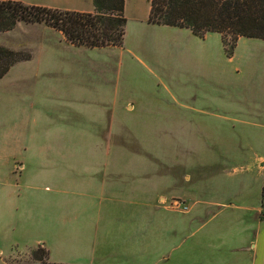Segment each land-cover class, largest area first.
<instances>
[{
  "label": "crops",
  "instance_id": "1",
  "mask_svg": "<svg viewBox=\"0 0 264 264\" xmlns=\"http://www.w3.org/2000/svg\"><path fill=\"white\" fill-rule=\"evenodd\" d=\"M18 1L62 10L95 11L94 5L80 9L78 0ZM20 24L2 32L0 39ZM32 26L43 32L55 30L60 37L58 41L43 36L34 43L25 40L20 46L8 45L15 50L27 47L32 57L14 64L6 74L23 81L27 101L10 109L7 122L0 123V239L8 240L17 233L35 243L23 252L11 249L7 255L0 249V264H17V254L38 247L46 248L49 258L46 263L34 264H264V187L262 198L255 201L250 188L227 194L230 188L223 190L211 183L216 173L205 174L200 197L193 201L196 212L188 218H144L139 201L121 202L108 197L123 175L126 182L127 178H142L143 172H78L83 180L61 184L56 171L62 168L33 165L36 153L30 149L32 142L35 145L41 141L45 147L40 154L55 162L61 157L72 160L74 152L70 149L64 154L63 144H85L98 161L96 170L105 167V153L110 154L111 145L129 148L112 140L126 138L128 124L120 121L115 126L118 109L108 91L90 79L71 77L66 83L62 79L70 75L58 61L63 49L84 47L67 42L61 31L46 24ZM210 33L218 32H208L204 37L194 35L204 39ZM218 34L225 50L222 35ZM226 62L219 67L222 75L245 80L234 82L216 96L211 112L216 131L209 147L215 158L222 154L235 160L241 156L237 145H253L251 169L264 161V39L240 37ZM16 158L24 160L20 172L12 163ZM69 168L77 170L74 163ZM25 171L48 172L45 177L50 184L23 187ZM12 175H18L15 183ZM239 193L243 194L241 199L236 197ZM73 194L85 199L64 200V195ZM179 200L173 206L188 211L185 201ZM177 201L181 205L176 206Z\"/></svg>",
  "mask_w": 264,
  "mask_h": 264
},
{
  "label": "rangeland",
  "instance_id": "2",
  "mask_svg": "<svg viewBox=\"0 0 264 264\" xmlns=\"http://www.w3.org/2000/svg\"><path fill=\"white\" fill-rule=\"evenodd\" d=\"M149 1L126 0L128 21L122 47L64 48L61 59H58L66 68L65 72L72 75L62 77L65 83L70 82L71 77L90 79L97 87L103 86L108 91L110 99L117 104L115 126L120 121L128 124L126 138L112 140L124 143L129 150L111 145L110 154L105 153V167L96 170L98 161L88 153L87 145L63 144L64 154L70 149L74 152L72 160L61 157L55 162L53 158L40 154L45 146L38 141L35 145L30 144V149L36 153L33 165L62 168L56 171L61 184L83 180L78 172H143L142 178L131 177L126 182L123 175L120 184L108 193V197L121 202L139 201L144 218H188L196 212L193 201L200 197L205 174L216 173L211 183L223 190L230 188L227 194L250 188L252 198L260 200L264 187V161L258 164L259 167L249 169L254 146L237 145L241 156L236 155L239 157L235 160L223 158L222 154L215 158L211 155L213 148L209 147V140L214 138L216 131L211 114L216 96L234 82L245 79L235 81L239 77L222 75L219 71V67L227 63V55L218 33H210L203 39L187 28L149 24ZM76 3L80 9L93 5L92 0H78ZM19 23L16 31L0 39V45H7V48L20 46L25 40L34 43L43 36L59 40V32L53 29L52 32H43L32 26L36 23ZM16 51L30 52V49L23 47ZM23 89V81L13 76L0 79V123L7 122L10 109L25 105L27 98ZM245 104L252 107L248 102ZM64 117L73 120L71 116ZM2 130L0 128V133ZM0 138H3L1 134ZM206 161H217L218 164L206 165ZM23 162L20 158L12 161L16 172H20ZM71 163L77 170H70ZM1 168L11 169L9 166ZM216 170L221 172H214ZM46 173L25 171L21 184L23 187L50 184ZM17 176H11L13 183ZM242 195L239 193L237 199ZM63 198L66 201L85 199L78 194L64 195ZM176 199L185 201L189 210L174 207ZM196 215L198 219L199 214ZM12 237L0 239L4 255L11 249L26 251L27 246L35 243L17 233ZM14 260L17 264H34L36 261L33 250L17 254Z\"/></svg>",
  "mask_w": 264,
  "mask_h": 264
},
{
  "label": "trees",
  "instance_id": "3",
  "mask_svg": "<svg viewBox=\"0 0 264 264\" xmlns=\"http://www.w3.org/2000/svg\"><path fill=\"white\" fill-rule=\"evenodd\" d=\"M94 12L62 10L29 5L18 0H0V34L18 22L45 23L61 31L67 42L87 48L122 47L126 33V0H92ZM148 23L187 28L204 37L222 35L225 51L232 56L240 37L264 39V0H150ZM227 36L230 37L229 42ZM32 57L0 45V78L10 68ZM41 252V253H40ZM36 261L46 263L49 252L33 250Z\"/></svg>",
  "mask_w": 264,
  "mask_h": 264
},
{
  "label": "built area",
  "instance_id": "4",
  "mask_svg": "<svg viewBox=\"0 0 264 264\" xmlns=\"http://www.w3.org/2000/svg\"><path fill=\"white\" fill-rule=\"evenodd\" d=\"M179 205H181V202H178V201H177V202H176V206H179Z\"/></svg>",
  "mask_w": 264,
  "mask_h": 264
}]
</instances>
